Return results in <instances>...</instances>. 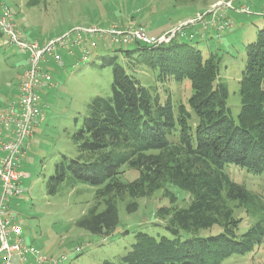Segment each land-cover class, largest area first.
<instances>
[{"label": "trees", "instance_id": "1", "mask_svg": "<svg viewBox=\"0 0 264 264\" xmlns=\"http://www.w3.org/2000/svg\"><path fill=\"white\" fill-rule=\"evenodd\" d=\"M260 16L263 28L244 48L237 119L227 106L228 89L219 76L221 58L201 50L197 42L133 43L132 50L119 49L101 57V65L112 70L110 96H97L88 104L81 125L70 135L78 155L61 156L46 182V192L55 195L63 183L95 188L97 204L76 226L109 237L118 223V201L127 197L126 210L132 213L136 201L165 191L169 206L158 209L157 216L166 220L171 235L136 232L130 250L103 264H223L263 243L264 203L225 172L233 166L252 175L264 174V15L260 12ZM119 53L128 63L154 72L162 82H189L187 105L175 108L170 97L161 103L156 93L117 63ZM124 167L137 173L133 181L120 179ZM169 186L191 196L186 208L175 206L176 196L168 192ZM232 202L255 219L242 234L236 233L240 219L235 220L227 209ZM215 226L219 233L197 235Z\"/></svg>", "mask_w": 264, "mask_h": 264}, {"label": "rangeland", "instance_id": "2", "mask_svg": "<svg viewBox=\"0 0 264 264\" xmlns=\"http://www.w3.org/2000/svg\"><path fill=\"white\" fill-rule=\"evenodd\" d=\"M224 0H38L29 4V0H0L10 10L18 29L27 41L44 42L58 37L63 32L76 26H98L107 28L111 25L131 26L146 29L148 24L158 21L176 20L190 13L183 21L203 18L200 24L210 19L213 9H220L232 23L217 39L197 41L201 50L208 49L221 58L219 76L228 89L227 106L234 119L240 111L239 80L245 62V46L254 41L258 30L263 28L260 16L264 0H234L235 10L240 6L248 7L249 14L238 13L223 8ZM185 15V16H186ZM182 21V22H183ZM181 23V22H180ZM179 24V23H178ZM176 24L174 27H176ZM194 25H197L194 23ZM191 25L190 27H194ZM189 27V28H190ZM204 29V28H202ZM165 33V32H164ZM189 33V32H188ZM187 42V38H176ZM142 45V44H141ZM135 44L111 46L109 38L98 41V47L92 58L78 63L75 69L51 72L57 87L49 92H41L45 104V120L34 129L29 140V148L19 165L24 174L20 197L11 201V210L19 220L21 238L28 247H34L47 258L66 256L62 264H103L104 261H116L130 250L134 243V234L142 232L153 237H167L166 220L157 216L161 207L169 206L165 191H157L152 197L140 199L137 210L128 213L127 197L117 202L118 223L109 237L92 235L76 226L88 209L97 204L95 188L78 183L72 188L63 183L55 195H48L46 182L53 174L54 166L61 156L75 158L78 153L70 139L87 114L88 104L97 96L108 98L112 83V70L101 65V57L113 55V51L132 50ZM124 65L145 87H149L163 103L170 97L175 108L187 105L191 95L187 81L176 83L160 81L156 74L134 62L128 63L119 53L116 60ZM27 66L26 57L14 47L3 45L0 40V109L10 97L15 96L22 72ZM52 66V65H51ZM50 66V67H51ZM66 62V67H69ZM121 180L133 181L137 173L124 167ZM225 172L231 181L258 195L264 203V174L252 175L233 166ZM168 192L176 196L175 206L186 208L191 200L188 193L169 186ZM103 205L99 211L103 210ZM227 209L235 220L240 219L236 233L242 234L254 220L237 203H228ZM220 228L213 227L197 233L199 236L215 235ZM183 237L189 236L182 233ZM223 264H264L263 243L251 253L233 256Z\"/></svg>", "mask_w": 264, "mask_h": 264}, {"label": "built area", "instance_id": "3", "mask_svg": "<svg viewBox=\"0 0 264 264\" xmlns=\"http://www.w3.org/2000/svg\"><path fill=\"white\" fill-rule=\"evenodd\" d=\"M234 0H226L223 8L242 14H249L248 7L240 6L235 10ZM220 9L211 11L204 30H213L219 37L231 28L232 23ZM261 14L264 15V3ZM200 16L179 23L169 31L151 37L143 28L111 25L76 26L58 37L44 42L27 41L18 29L8 7L0 4V34L3 45H10L26 57L27 66L22 72L15 96L10 97L0 109V264H62L66 256L47 258L34 247H28L21 238L19 220L11 210V201L21 196L20 189L24 174L19 165L29 148V140L34 129L44 120L45 104L40 93L49 92L57 87L50 66L56 69H75L78 63L88 62L94 55L98 41L109 38L111 46L140 43L146 46L167 44L176 38L189 41L199 39V35L187 33L191 25L203 22ZM203 37L204 34L200 35ZM69 62V67H66Z\"/></svg>", "mask_w": 264, "mask_h": 264}, {"label": "crops", "instance_id": "4", "mask_svg": "<svg viewBox=\"0 0 264 264\" xmlns=\"http://www.w3.org/2000/svg\"><path fill=\"white\" fill-rule=\"evenodd\" d=\"M190 13H188L186 16L183 14V16L176 18V20L170 19L166 22H161L158 21L157 23L154 24H148L147 28L145 29L149 35L151 37H157L161 34H163L164 32L169 31L170 29H172L176 24L180 23L183 21V19H185V17H187ZM141 28H143L142 26H140ZM189 33H195L197 35H199V39L197 41H203V40H210L212 38L217 39V37H214V31L213 30H204L202 29L201 25H195L194 27H190L189 30H187ZM204 34V36L200 37V35ZM207 40V41H208ZM55 68L53 66L50 67V69ZM27 264H33L31 259H28Z\"/></svg>", "mask_w": 264, "mask_h": 264}]
</instances>
